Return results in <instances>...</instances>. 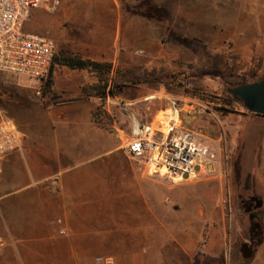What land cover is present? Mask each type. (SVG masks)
<instances>
[{"label":"rangeland","instance_id":"374dc122","mask_svg":"<svg viewBox=\"0 0 264 264\" xmlns=\"http://www.w3.org/2000/svg\"><path fill=\"white\" fill-rule=\"evenodd\" d=\"M24 29L55 38L58 54L110 67L106 97L96 86L86 89L104 99L99 105L109 108L104 114L109 131L124 139L134 136L137 122L157 112L159 121L173 104L182 108V123L214 154V169L184 181L169 178L173 183L187 182L194 196L204 187L205 198L217 196L227 214L232 202L243 209V198H257L252 206L264 201V193L256 192L264 191V116L249 112L228 92L264 76V0H63L53 12L34 9ZM94 77L103 88L99 75ZM3 78L0 108L16 121L33 119L41 99L37 91L46 94L41 81L8 72ZM211 175L217 178L201 184ZM253 213L261 223L263 210ZM251 237L247 261L264 239L262 223ZM211 245L214 252L199 250L203 264H233L242 242Z\"/></svg>","mask_w":264,"mask_h":264},{"label":"crops","instance_id":"0c3cea01","mask_svg":"<svg viewBox=\"0 0 264 264\" xmlns=\"http://www.w3.org/2000/svg\"><path fill=\"white\" fill-rule=\"evenodd\" d=\"M94 75L55 62L46 104L17 121L21 147L0 159V264H96L99 255L115 264H203L199 250L227 240L242 242L233 264H264V239L246 260L251 232L264 227L253 208L264 212V201L243 198V209L232 202L227 214L204 187L194 196L187 182L149 174L126 151L129 139L109 131L104 99L88 94Z\"/></svg>","mask_w":264,"mask_h":264},{"label":"built area","instance_id":"2783aa9c","mask_svg":"<svg viewBox=\"0 0 264 264\" xmlns=\"http://www.w3.org/2000/svg\"><path fill=\"white\" fill-rule=\"evenodd\" d=\"M63 0H0V85L3 74L26 75L41 81L44 89L51 79L57 55L55 38L25 31L24 24L34 9L56 11ZM39 97L43 91L38 90ZM170 111V114H166ZM159 121L137 122L134 136L125 145L128 154L142 161L149 174L184 181L209 170L214 154L194 130L182 123V108L173 104ZM24 133L17 121L0 108V159L21 147ZM199 165V170H196ZM188 177H185V174ZM195 176V177H196ZM3 239L0 235V249ZM96 264H115L99 255Z\"/></svg>","mask_w":264,"mask_h":264},{"label":"water","instance_id":"95a60500","mask_svg":"<svg viewBox=\"0 0 264 264\" xmlns=\"http://www.w3.org/2000/svg\"><path fill=\"white\" fill-rule=\"evenodd\" d=\"M235 99L242 101L245 109L249 112L255 113L257 115L264 116V76L257 81L239 84L234 87L228 88ZM199 165H196L195 169L199 170ZM209 169L213 170V164L209 165ZM192 176H196V173H191ZM188 177L186 173L184 175Z\"/></svg>","mask_w":264,"mask_h":264},{"label":"trees","instance_id":"16d2710c","mask_svg":"<svg viewBox=\"0 0 264 264\" xmlns=\"http://www.w3.org/2000/svg\"><path fill=\"white\" fill-rule=\"evenodd\" d=\"M55 62L69 66L70 68H73V69H77V68L87 69L94 74H98L100 77V82H103V83L106 82L105 76L110 69V67H107V65L105 63H102V62L96 61V60H92L89 58H82V57L75 56V55H67V54H58L57 53V55L55 57ZM51 76H52V74H51ZM51 82H52V79H50L47 82V84L45 85V87H44L45 93L51 88ZM96 87H97V90L99 92H102L104 94L105 93L108 94L110 92V91H107V83H104L103 88L101 87V84H97ZM0 89H1V85H0ZM6 94L9 96V93H6ZM44 96L45 95H43L41 97L40 102L43 104H46V101L44 100ZM232 96H233V94H232ZM233 98H234V96H233ZM234 100L242 103V101L237 100L235 98H234ZM258 116H262V115H258ZM253 129H255V127H253ZM255 137L256 136H254V138Z\"/></svg>","mask_w":264,"mask_h":264},{"label":"bare ground","instance_id":"6f19581e","mask_svg":"<svg viewBox=\"0 0 264 264\" xmlns=\"http://www.w3.org/2000/svg\"><path fill=\"white\" fill-rule=\"evenodd\" d=\"M171 112L170 111H167V113L166 114H170ZM136 129H137V123H136Z\"/></svg>","mask_w":264,"mask_h":264}]
</instances>
